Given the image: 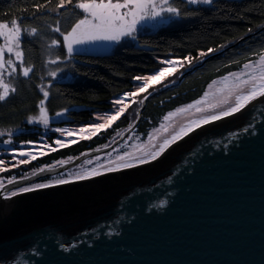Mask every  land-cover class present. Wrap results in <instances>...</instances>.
I'll return each mask as SVG.
<instances>
[{
  "label": "water",
  "instance_id": "1",
  "mask_svg": "<svg viewBox=\"0 0 264 264\" xmlns=\"http://www.w3.org/2000/svg\"><path fill=\"white\" fill-rule=\"evenodd\" d=\"M255 107L196 129L149 164L0 198V262L264 264V116ZM250 124L255 135L243 131ZM92 184L95 193L79 190ZM116 220L121 234L109 239Z\"/></svg>",
  "mask_w": 264,
  "mask_h": 264
},
{
  "label": "snow or ice",
  "instance_id": "2",
  "mask_svg": "<svg viewBox=\"0 0 264 264\" xmlns=\"http://www.w3.org/2000/svg\"><path fill=\"white\" fill-rule=\"evenodd\" d=\"M51 3L52 0H46L43 4L33 5V18H39V28L25 29L17 19H12L10 24L0 22V102H7L17 93L21 77L25 81H31L35 66L26 61L23 40L25 36L39 39L47 53L43 62V74L39 76L40 82L35 84L42 98L36 105L38 112L29 114L26 123L42 127L45 135L51 129L52 132L59 133L61 138L54 140L56 147L47 142L38 144L34 141H21L22 145L30 147L17 148L13 146L14 136L23 130L18 127L0 128V137H7L2 140L3 145L8 146L5 151L11 155V162L0 159V173L107 132L130 107L145 105L152 95L166 91L170 84L174 86L186 74L201 67L212 54H224L233 43L228 41L206 50L198 49L195 55L189 52L182 56L158 57L154 70L133 75L131 80L136 82L133 90L124 91L112 99V107L103 114L94 113L91 122L79 128H51L53 122L59 121L73 110L64 107L50 114L48 102L52 98L53 84L63 81L66 70H76L73 61L78 55L86 54L89 46L101 42L119 46L127 41L139 50L146 51L147 42L142 45L139 40L145 27L155 31L162 26H173L188 18L200 17L204 12H212L217 7L216 0H57L55 6L50 7ZM70 17H74V22L66 27ZM259 29H264V25H260ZM252 32V28L247 30L248 34ZM240 39L243 40V37ZM261 42L264 43V39ZM247 56L250 58H246L243 63L229 60V64H239L237 70L226 71L211 80L198 99L168 111L159 125L147 133L146 138L133 131L140 114V108H137V120H133L122 130L117 129L111 144L105 143L96 149H88L79 156L55 160L18 177L11 176L6 180L0 177V198L7 201L22 194L92 180L149 164L196 129L232 117L253 102H256L254 111L264 116V47L258 52L247 51ZM251 128L254 125L250 124L243 131L255 135L254 131L249 132ZM74 161L81 162L64 170ZM42 174L51 178L31 182ZM166 203L162 199L155 206L162 208ZM119 224L120 220L113 221L103 234L109 239L118 237L121 233L116 226ZM96 237H99V233H96ZM60 248L67 252L69 248H75V245L65 247L61 244ZM11 264H15V261Z\"/></svg>",
  "mask_w": 264,
  "mask_h": 264
},
{
  "label": "trees",
  "instance_id": "3",
  "mask_svg": "<svg viewBox=\"0 0 264 264\" xmlns=\"http://www.w3.org/2000/svg\"><path fill=\"white\" fill-rule=\"evenodd\" d=\"M45 2L46 0H0V22L9 23L12 19H17L22 26L39 28V18H33V5ZM56 2L57 0H52L50 7H54ZM216 3L217 7L212 12H204L200 17L188 18L173 26H162L155 31H143L139 40L142 45L147 42L148 50L146 51L139 50L131 43H125L114 50L102 42L89 46V50L95 55L77 56L73 61L76 64V70H66L63 81L53 84L52 98L48 102L50 114L64 107L73 110L67 116L60 118L64 120L63 122L52 123L51 128L73 127L91 122L94 113H104L109 110L112 99L124 91L132 90L135 84L131 80L133 75H142L154 70L157 67L158 57L182 56L189 52L195 55L198 49L206 50L208 47H216L232 41V45L224 54H212L201 67L186 74L175 87H170L147 100L141 119L133 129L135 133L146 137L168 111L198 99L211 80L223 75L226 71L237 70L239 64H229V60H238L243 63L246 58H250L247 56V51L258 52L261 47H264V43L261 42L264 39V29H259L260 25H264V0H216ZM72 22L74 17L67 20L66 27H70ZM249 28L253 29L251 34L247 33ZM241 37L243 40L240 39ZM23 47L26 61L35 66V73L31 81H25L21 77L17 84V93L7 102H0V128L18 127L23 130L22 133L14 136L13 146L17 148L26 146V144L22 145L21 141L37 142L42 136L46 137V139L43 138L44 141L54 145L57 133L49 129L45 135L42 127L26 123V117L29 114L38 112L36 105L42 95L35 88V84L40 82L39 76L43 74V62L47 53L39 39L34 40L25 36ZM237 52H239L238 56ZM135 119L136 112L131 118L128 110V113L123 115L107 132L91 140H80L67 148L39 157L29 164L0 173V177H4L5 180L11 176L18 177L41 165L69 156H79L81 152L88 149H96L105 143L110 144L116 130L126 128ZM6 138L5 136L4 139ZM1 149L5 150L6 146L0 147V159L11 162V157H7L10 154L3 153ZM118 177L121 176H105L103 180H107L106 184L98 181L97 189L115 183ZM49 178L51 177H44L36 182ZM95 188L92 184L80 187L79 190L87 195L95 193Z\"/></svg>",
  "mask_w": 264,
  "mask_h": 264
},
{
  "label": "rangeland",
  "instance_id": "4",
  "mask_svg": "<svg viewBox=\"0 0 264 264\" xmlns=\"http://www.w3.org/2000/svg\"><path fill=\"white\" fill-rule=\"evenodd\" d=\"M9 24H10V22H9ZM23 28H25V29H28V30H30L31 29V26H22ZM145 30H152L151 28H149V27H145L144 28V30L143 31H145ZM103 43V42H102ZM125 43H129V42H127V41H125V42H122V44L121 45H123V44H125ZM103 44H105V43H103ZM121 45H119V46H121ZM106 46H107V44H106ZM118 45H115V44H112V45H110V49L111 50H114V49H116L117 47H119ZM109 48V47H108ZM136 83V82H135ZM134 86H135V84L133 85V88H134ZM133 88H132V90H133ZM150 91H152V90H150ZM112 107V105H110V108ZM140 107V105H133L132 107H130L128 110H129V115H130V117L132 118L133 117V114L136 112V109L137 108H139ZM128 110H127V112L126 113H128ZM99 114H103V113H99ZM160 122H161V120H160ZM159 122V123H160ZM84 124H82V125H77V126H73V127H69V126H62V127H60V128H65V127H67V128H79V127H81V126H83ZM159 125V124H158ZM157 125V126H158ZM156 126V127H157ZM155 127V128H156ZM55 128H57V127H55ZM152 130V129H151ZM150 130V131H151ZM149 131V132H150ZM58 134V136L55 138V139H57V138H61L60 137V134L59 133H57ZM137 134V133H136ZM137 135H139V134H137ZM1 138V141H0V147H4L5 145H3V143H2V140L4 139V137H0ZM43 138L44 139H46V137L45 136H43ZM146 138V137H145ZM41 139V138H40ZM54 139V140H55ZM44 142H47V141H44V140H39V141H37V143L38 144H42V143H44ZM48 144H50V142H47ZM52 147H56V145L54 144V145H52V144H50ZM8 146H6V148H7ZM22 147H30V146H22ZM2 151H3V153H5V154H9L8 152H6L5 150H3V149H1ZM45 151H47L46 149H45ZM7 157H11V155H7ZM2 159V158H1ZM5 179V178H4Z\"/></svg>",
  "mask_w": 264,
  "mask_h": 264
},
{
  "label": "bare ground",
  "instance_id": "5",
  "mask_svg": "<svg viewBox=\"0 0 264 264\" xmlns=\"http://www.w3.org/2000/svg\"><path fill=\"white\" fill-rule=\"evenodd\" d=\"M2 22H7V21H2ZM22 26V25H21ZM110 46V45H109ZM89 55H95V53L93 52V53H90V54H85V55H78V56H80V57H82V56H89ZM111 144V143H110ZM74 167V166H73ZM73 167H71V168H73Z\"/></svg>",
  "mask_w": 264,
  "mask_h": 264
}]
</instances>
